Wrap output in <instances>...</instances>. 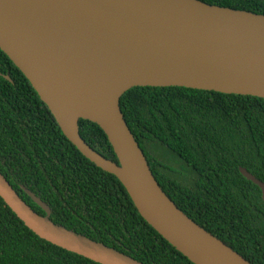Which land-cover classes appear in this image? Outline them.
<instances>
[{
  "label": "water",
  "instance_id": "water-1",
  "mask_svg": "<svg viewBox=\"0 0 264 264\" xmlns=\"http://www.w3.org/2000/svg\"><path fill=\"white\" fill-rule=\"evenodd\" d=\"M0 50L22 72L63 135L114 175L139 215L193 264H250L165 194L122 114L134 86H182L264 99V14L202 0H0ZM6 78H8L5 75ZM97 124L116 161L80 136ZM264 202V182L245 168ZM34 211L0 172V198L39 238L99 264H143Z\"/></svg>",
  "mask_w": 264,
  "mask_h": 264
},
{
  "label": "trees",
  "instance_id": "trees-1",
  "mask_svg": "<svg viewBox=\"0 0 264 264\" xmlns=\"http://www.w3.org/2000/svg\"><path fill=\"white\" fill-rule=\"evenodd\" d=\"M264 14V0H202ZM5 75L8 77L6 78ZM124 119L165 194L250 264H264V202L245 168L264 182V99L182 86H134L119 99ZM82 139L116 161L106 135L78 120ZM0 172L50 209L56 224L143 264H193L137 212L117 178L63 135L22 72L0 50ZM0 264H99L35 235L0 198Z\"/></svg>",
  "mask_w": 264,
  "mask_h": 264
}]
</instances>
